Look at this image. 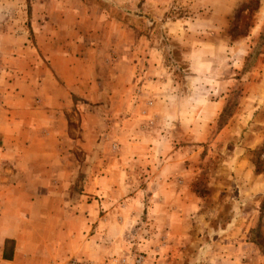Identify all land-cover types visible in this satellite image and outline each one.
I'll list each match as a JSON object with an SVG mask.
<instances>
[{
	"label": "rangeland",
	"instance_id": "rangeland-1",
	"mask_svg": "<svg viewBox=\"0 0 264 264\" xmlns=\"http://www.w3.org/2000/svg\"><path fill=\"white\" fill-rule=\"evenodd\" d=\"M38 1L102 6L106 21L153 36L163 49L161 68L171 71L173 64L180 72L184 61L178 56L184 46L174 47L167 21L182 13L199 19L216 6L211 0H174L172 5L169 0L165 12L152 17L141 13L144 0H0V20L25 23ZM94 21L95 14L82 21L85 26H77L93 28ZM254 24L259 28L249 39V54L234 68L233 80L221 81L225 107L199 132L174 128L161 86L160 96L144 93L141 99L148 106L155 100L162 124L152 125L149 113L140 112L145 117L138 125H121L119 109L103 107L110 102L106 93L97 88L88 92L86 85L70 94L73 101L68 103L78 107L63 114L54 109L33 112L39 123L29 139V128L22 123L27 114H13L22 122L6 138L0 135V152L5 147L10 151L4 165L15 167V181L53 166L58 168L55 180L63 181L62 188L32 190L37 201L30 215H23L22 206L29 190L17 186L6 193L15 197L18 220L32 234L21 239L26 242L21 248L32 253L18 264H264V0H238L228 35L244 40ZM168 44L176 61L164 54ZM181 80L178 74L180 86ZM182 95L172 102L184 106ZM130 99L139 102L137 94ZM0 114L7 112L1 109ZM144 128L156 138V151L148 149L151 142H127L144 134ZM39 201L47 209L42 221L33 216L41 210ZM44 246V258L33 254Z\"/></svg>",
	"mask_w": 264,
	"mask_h": 264
},
{
	"label": "crops",
	"instance_id": "crops-1",
	"mask_svg": "<svg viewBox=\"0 0 264 264\" xmlns=\"http://www.w3.org/2000/svg\"><path fill=\"white\" fill-rule=\"evenodd\" d=\"M168 1L144 0L140 7L141 13L150 16L163 14ZM173 1L171 0V5ZM211 1L216 6H210L209 13L197 16L199 19L182 13L172 16L166 23L175 40L174 47L178 50L180 46H184L179 53L182 56H178L179 60L184 61L183 68L180 67L181 72L173 64L171 71L169 68H161L163 49L156 39L140 33V29L134 26L106 21L100 15L104 9L102 6L65 7L63 4L48 5L38 1L31 6L33 8L25 23L0 20V110L7 112L0 114L1 137L6 138V133H11L12 126L16 127V124L22 122L13 118V114L21 112L27 114L22 123L29 128V139L37 131L33 126L39 123L37 118L32 117V113L41 109L49 110L48 112L54 109L63 114V110L68 107H78L71 104L73 100L70 94L79 93L81 85H86L88 92L92 88L105 92L110 102L104 104V109H119L118 113L122 114L121 125L130 121L132 126L142 122L139 118H144L148 113L150 116L147 118L152 117V125L163 121L154 112L158 107L155 100L151 99L148 106L141 99L146 97L144 93L157 92L160 96L161 86L169 101L167 107H163L169 114L172 111L171 124L174 128L179 126L187 134L203 130L225 107L226 99L221 90V81L233 80L234 68L238 63L242 64L249 54V39L257 34L259 28V25L254 24L244 40L232 39L227 31L238 0ZM48 13H53V16H48ZM94 14V23L97 25L82 28L85 26L82 21ZM70 17V22H63ZM80 23L82 27L77 26H81ZM193 32L198 37L193 38ZM167 46L164 54H167L168 60L176 61L178 58L171 57L174 47L170 44ZM178 74L182 77L181 86L177 82ZM164 83L167 89L163 88ZM180 87L183 88L182 91ZM131 94H137L139 102L131 100ZM180 94H183L184 106H181L180 101L172 102L180 100ZM70 99L72 101L68 103ZM115 100L118 103L112 104L111 101ZM129 109L131 113L124 111ZM197 110H200L199 120L195 119ZM140 112L145 113L144 116ZM61 119L59 116V122ZM145 129L147 128L143 129L144 134H138L127 142H133V145L140 141L151 142L152 147L148 149L156 151L153 142L156 138ZM1 149L3 152H0V157L2 155L3 159L0 158V190L5 191L0 193V264H18V259L27 258L32 253L21 248L26 243L21 244L22 237L32 234L18 220L21 215L17 217L20 208L16 206L15 197L6 193L16 190L17 186L29 190L27 202L22 203L23 205L18 203L24 208L23 215H30L31 207L37 201L32 198V190L54 189L57 185L62 188L63 181L55 180L58 168L53 166L40 172L29 171L31 176H25L24 181L16 182L15 167L4 165L5 157L10 151L6 147ZM39 205L41 210L33 216H39L42 221L47 218V209H42L41 201ZM39 236H42L41 232ZM46 253L44 246L33 254L40 255L42 259Z\"/></svg>",
	"mask_w": 264,
	"mask_h": 264
}]
</instances>
